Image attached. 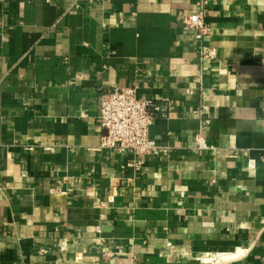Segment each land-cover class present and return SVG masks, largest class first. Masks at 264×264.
Returning a JSON list of instances; mask_svg holds the SVG:
<instances>
[{
	"label": "crops",
	"instance_id": "1",
	"mask_svg": "<svg viewBox=\"0 0 264 264\" xmlns=\"http://www.w3.org/2000/svg\"><path fill=\"white\" fill-rule=\"evenodd\" d=\"M197 1L0 0V264H263L264 0L205 1V60ZM131 84L139 166L100 145Z\"/></svg>",
	"mask_w": 264,
	"mask_h": 264
},
{
	"label": "built area",
	"instance_id": "2",
	"mask_svg": "<svg viewBox=\"0 0 264 264\" xmlns=\"http://www.w3.org/2000/svg\"><path fill=\"white\" fill-rule=\"evenodd\" d=\"M205 1L198 0L199 10L184 18V27L202 41L200 57L203 60L215 56V49L206 43L211 28L204 19ZM159 110L154 99L138 96L136 84L105 88L101 92L98 115V123L105 131L101 147L133 154L137 158L136 166L143 164L148 156L159 154L162 147L149 133ZM196 144L199 149L209 148L207 139L201 134L196 136Z\"/></svg>",
	"mask_w": 264,
	"mask_h": 264
}]
</instances>
